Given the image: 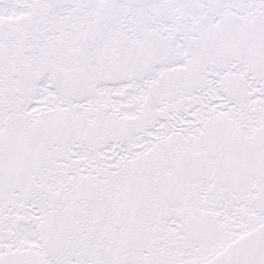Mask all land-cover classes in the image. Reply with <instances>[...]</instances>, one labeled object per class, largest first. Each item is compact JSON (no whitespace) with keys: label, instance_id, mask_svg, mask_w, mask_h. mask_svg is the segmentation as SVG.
I'll use <instances>...</instances> for the list:
<instances>
[{"label":"snow or ice","instance_id":"obj_1","mask_svg":"<svg viewBox=\"0 0 264 264\" xmlns=\"http://www.w3.org/2000/svg\"><path fill=\"white\" fill-rule=\"evenodd\" d=\"M0 264H264V0H0Z\"/></svg>","mask_w":264,"mask_h":264}]
</instances>
